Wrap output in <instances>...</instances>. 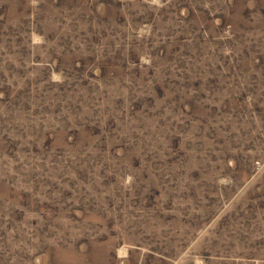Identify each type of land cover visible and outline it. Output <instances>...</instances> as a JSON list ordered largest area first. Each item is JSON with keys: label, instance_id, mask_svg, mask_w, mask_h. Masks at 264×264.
I'll use <instances>...</instances> for the list:
<instances>
[{"label": "rangeland", "instance_id": "1", "mask_svg": "<svg viewBox=\"0 0 264 264\" xmlns=\"http://www.w3.org/2000/svg\"><path fill=\"white\" fill-rule=\"evenodd\" d=\"M0 264H264V0H0Z\"/></svg>", "mask_w": 264, "mask_h": 264}, {"label": "bare ground", "instance_id": "2", "mask_svg": "<svg viewBox=\"0 0 264 264\" xmlns=\"http://www.w3.org/2000/svg\"><path fill=\"white\" fill-rule=\"evenodd\" d=\"M124 250V249H123ZM122 252V251H121ZM124 254V253H123Z\"/></svg>", "mask_w": 264, "mask_h": 264}]
</instances>
